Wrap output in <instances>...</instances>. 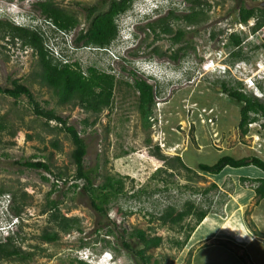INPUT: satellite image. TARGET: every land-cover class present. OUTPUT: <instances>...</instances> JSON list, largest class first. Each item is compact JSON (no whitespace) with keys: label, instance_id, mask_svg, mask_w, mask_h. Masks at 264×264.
<instances>
[{"label":"rangeland","instance_id":"rangeland-1","mask_svg":"<svg viewBox=\"0 0 264 264\" xmlns=\"http://www.w3.org/2000/svg\"><path fill=\"white\" fill-rule=\"evenodd\" d=\"M37 1L0 0V20H5L6 13L18 22L41 26L56 58L78 62L84 71L94 67L114 75L112 104L97 116L78 105H59L50 88L35 79L39 61L32 48L1 34L0 87L11 88L19 80L43 108L53 109L68 126H74L86 144L84 168H97L95 186L112 177L123 181V192L111 196L107 218L97 213L83 190L85 182L75 177V147L69 136L56 122L47 124L34 114L27 97L14 99L0 93V116L7 124L0 133V203L10 201L12 218L20 220L14 244L30 256L0 259V264H79L104 253L105 260L113 257L106 264H142L136 255L143 248L133 235L136 230L163 238L158 248L147 251L149 264H264V199L257 202L253 190L254 179L263 178L264 173L248 166L226 167L218 175H194L172 159L179 156L194 170L200 163L212 165L223 155L264 160V117L243 134L240 106L222 89L225 84L264 100L258 88L259 84L264 87V28L253 32L255 19L243 24L238 16L241 6L264 9V0H201L203 22L188 26L179 21L173 24L174 33L160 36L150 32L146 36L143 29L153 20L152 4L164 3L163 15L170 9L187 12L191 4L135 0L117 19L118 37L104 49L75 47L74 40L78 31L89 27L87 8L102 4L103 11L111 0H54L78 18L80 25L71 33L57 32L45 23L34 6ZM177 30L184 32L178 43L174 40ZM233 32L242 39L245 60L236 61L231 55L234 48L227 42ZM222 60L229 66L221 65ZM135 78L155 89L148 121L139 110L138 92L132 86ZM156 146L166 159L155 153ZM37 161L49 164L51 172L19 165ZM14 200L21 209L19 215L12 210ZM51 201L64 216L78 218L80 230L57 232L50 221ZM188 202L208 210L192 232L193 217L180 226H163L157 220L168 207L181 210ZM118 207L126 214L117 216ZM10 221L0 211V229L11 225ZM45 233H56V241H43ZM189 233L188 241L178 245Z\"/></svg>","mask_w":264,"mask_h":264},{"label":"trees","instance_id":"trees-1","mask_svg":"<svg viewBox=\"0 0 264 264\" xmlns=\"http://www.w3.org/2000/svg\"><path fill=\"white\" fill-rule=\"evenodd\" d=\"M134 1L135 0H111L107 9L103 11L100 8L102 4L87 8L89 27L87 30L81 29L78 31L74 40L75 47L82 46L104 49L111 45L119 35L118 17L129 11L133 7ZM185 1L191 4L187 12L178 14L175 10L170 9L163 15V11H161V13L158 14L160 16L154 15L153 20L147 21L143 28L144 32L146 31V36L149 35V32L156 34V36L174 33L173 24L179 21H183L188 26L199 25L203 22V20H205V12L203 11V3L201 0ZM34 6L39 7L42 15L45 17V21H48L56 28L57 32L71 33L80 25L76 16L58 7L54 0H38ZM5 15V20H0L1 37L7 38L10 36L12 40H20L23 47L32 48L38 56L39 61L38 71L35 72V79L40 84L50 88L52 95L57 99L59 105H78L85 112L96 116L104 109L111 106L116 86L114 75L101 72L94 67H90L84 71L78 62L70 63L64 58H56L47 47L46 42L48 38L44 36L45 32H43L41 26L37 28L32 24L18 22L14 18V15L10 16L6 13ZM238 16L239 22L243 24H247L251 19H255V24L252 27L253 32H257L264 28L263 8H246L241 6L238 9ZM183 38L184 32L182 30H177L174 37L175 42H182ZM212 38H215V34H212ZM227 43L234 48L231 51V55L236 61L247 59L242 53V39L240 35L235 32L231 33L228 36ZM178 58L179 56L177 54L173 57L174 60ZM224 63L226 62L224 61ZM132 86L138 92L139 110L143 118L147 120L153 114L152 108L156 98L154 86L141 78H135ZM258 88L263 92L264 97V87L259 84ZM222 89L231 100L240 106L239 128L242 130L243 134H246L250 124L255 123L259 117H264V100L249 97L239 89L235 87H226L225 84ZM0 93L14 99H19L22 96L27 97L32 105L34 114L46 120L47 124H49V122H56L60 127L59 130L65 132L69 136L75 147L72 152V157L76 164L75 177L77 180H83L85 182L83 190L88 193L90 204L93 209L107 218L111 196L123 192V181L108 177L104 184L95 186L97 168L88 170L84 168V157L87 152L86 144L80 137L77 129L72 125L68 126L66 120L56 115L53 109L47 110L43 108L35 101L31 90L19 80H14L11 88L0 87ZM87 122L88 120H84L85 124H87ZM6 129L7 124L3 117L0 116V133L4 132ZM155 153L160 159H166L165 156L161 154L159 146L155 147ZM172 159L180 167L194 175H198L200 172L218 175L226 167L241 168L248 166H254L264 173V160L256 156L236 159L230 155H223L212 165L206 163L198 164L196 170L189 168L179 156ZM19 165L36 170H44L49 173L51 172V166L42 161L19 163ZM57 177L61 179L62 174L57 175ZM241 180L244 182L247 181V178H242ZM253 182L255 197L257 202H259L264 199V177L256 178ZM212 188L217 189L216 185H213ZM50 205V209L52 210L50 221L53 223L57 232L68 234L71 231L80 230L78 218L66 217L61 214L55 201H51ZM12 210L16 215H19L21 212V209L15 206V200ZM116 214L117 216H121L126 213L122 208L118 207L116 209ZM207 214V209H199L194 203L188 202L185 204L184 209L182 208L181 210H177L175 207H168L158 216L157 220H159L163 226H180L186 219L193 217L195 224L190 228L192 232L195 227L203 221ZM112 223L116 226L115 222ZM56 235V233H45L41 239L47 243L54 242L57 239ZM133 235L143 246L142 249L136 251V255L142 261V264H149L150 257L147 256L146 253L152 248H158L161 245L163 241L162 236H149L144 230H136ZM189 237L190 233L186 236L183 243L177 242L178 245H184ZM15 238L16 236L9 235L4 238V243H2L3 241L0 239V259H11L16 257L21 260H26L30 258L29 254H24L19 246H15ZM123 245L127 250H131L129 244L124 242ZM79 264L88 263L81 261Z\"/></svg>","mask_w":264,"mask_h":264},{"label":"clouds","instance_id":"clouds-1","mask_svg":"<svg viewBox=\"0 0 264 264\" xmlns=\"http://www.w3.org/2000/svg\"><path fill=\"white\" fill-rule=\"evenodd\" d=\"M156 4H158V5H156ZM152 5H154V10H153V14L154 15H157V16H159L158 14L159 13H161V11H164L165 9H166V6H165V4L164 3H162V2H157V3H153ZM143 15V14H142ZM154 15H152V16H154ZM45 23H48L47 21H45ZM224 60H222L220 63H221V65H223V66H229L228 64H226V63H224L223 62ZM225 73V72H224ZM261 77L260 76H258V79H260ZM10 207H11V205H10V201L9 200H5V201H1V203H0V208H3L2 210H0L1 212H2V214L6 217H8V218H10L11 219V225H9L8 227H4V228H2V229H0V231H2V230H4V233L2 232L1 233V236H3V238H6L7 236H9V235H13V236H16V228H17V226L20 224V220H19V218L18 217H15L14 219L12 218V216H13V214L8 210V208L10 209ZM1 228V227H0ZM105 254V253H104ZM102 255V256H100L98 259H96V260H93V259H90V260H88V264H106L107 263V261H112L113 260V257H111L110 255H109V258L107 259V260H105V258H104V256L106 255Z\"/></svg>","mask_w":264,"mask_h":264},{"label":"crops","instance_id":"crops-1","mask_svg":"<svg viewBox=\"0 0 264 264\" xmlns=\"http://www.w3.org/2000/svg\"><path fill=\"white\" fill-rule=\"evenodd\" d=\"M207 220L205 219L204 222H206ZM239 228L241 229V225L239 224Z\"/></svg>","mask_w":264,"mask_h":264}]
</instances>
